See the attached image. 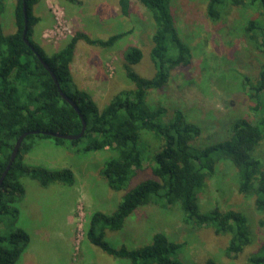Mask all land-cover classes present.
<instances>
[{
  "label": "trees",
  "instance_id": "16d2710c",
  "mask_svg": "<svg viewBox=\"0 0 264 264\" xmlns=\"http://www.w3.org/2000/svg\"><path fill=\"white\" fill-rule=\"evenodd\" d=\"M8 1L0 0V178L17 138L24 132L37 133L24 137L0 184V264H15L30 242L29 234L17 225L20 214L17 203L24 196L21 179L35 180L43 188L55 183L71 186L74 182L67 168L48 169L24 160L38 140H49L59 147L68 145L77 152L104 149L114 152L100 170L113 191L123 189L148 163L153 177L126 191L112 213L95 211L89 217L86 239L115 260L127 264H185L177 258L182 244L170 241L162 232L153 233L149 243L136 248L124 244L113 246L106 241V232L120 230L131 213L145 206L177 205L183 224L198 229L211 228L216 236L227 238L230 235L224 250L228 259L242 253L251 241L246 216L237 209L221 210L218 206L202 212L198 205V195L205 190L207 178L213 176L217 165L224 161L234 169L238 194L252 197L255 211L263 215L257 225L264 235V162L254 155L255 148L264 140V64L260 65L255 78L241 79V90L249 99L248 108L253 118H235L223 139L197 146L195 140L201 134L200 126L177 109L154 107L146 102L150 90L162 89L171 71L188 67L193 59L190 46L181 38L174 23L170 0H137L155 24L150 49L155 74L152 78L137 74L132 66L141 60L142 52L137 47H127L123 52V70L134 88L117 92L103 108L97 106L92 95L82 89L72 75L75 48L80 41L107 48L124 33L97 39L76 31L61 48L47 53L32 39L33 27L40 21L34 7L40 0H13L16 29L11 33L4 31L1 21ZM65 1L77 3L76 0ZM118 5L121 14L127 16L129 0H118ZM23 6L27 19L25 37L30 46L22 38ZM229 6L249 8L256 13L242 29L249 40L258 41L259 47L264 48V0H207L206 17L212 22L221 20ZM38 57L47 64L59 89L83 116L86 126L80 138L66 140L42 133L75 135L81 130V120L61 98L57 84ZM145 134L158 144L151 154L144 142ZM205 264L217 263L209 258ZM247 264H264V242L248 257Z\"/></svg>",
  "mask_w": 264,
  "mask_h": 264
},
{
  "label": "rangeland",
  "instance_id": "374dc122",
  "mask_svg": "<svg viewBox=\"0 0 264 264\" xmlns=\"http://www.w3.org/2000/svg\"><path fill=\"white\" fill-rule=\"evenodd\" d=\"M76 1L71 4L65 0H40L34 7L40 21L33 27L32 39L51 53L76 31L97 39L124 33L107 48L84 41L77 43L78 55L84 60L83 65L75 67L76 64L73 68L75 80L103 108L117 92L134 88L123 70V52L127 47L134 46L142 52L141 60L132 69L145 78L154 76L150 49L155 24L137 0H129L127 16L121 14L118 0ZM206 1L170 0L174 23L190 46L193 59L188 67L171 71L166 85L160 90H150L146 97L148 104L177 109L200 126L197 146L223 139L233 119L253 118L249 99L241 90V79L255 78L264 64V48L259 47L258 41L249 40L242 29L256 13L249 8L229 6L221 20L212 22L205 14ZM12 4L13 0H9L1 19L6 33L16 29ZM143 138L151 154L158 144L147 134ZM254 155L264 162V140L255 148ZM112 156L114 152L110 150L77 152L68 145L59 147L49 140L37 141L25 161L48 169L67 168L74 182L71 186L55 183L43 188L35 180L21 179L24 196L17 203L20 210L17 225L29 234L30 242L15 264H127L106 255L85 237L93 212L112 213L126 191L153 177L145 163L123 189H109L100 170ZM251 198L238 194L235 172L227 161L217 165L215 174L206 180L205 190L198 195L202 212L218 206L221 210L237 209L246 216L251 241L234 259L224 254L230 235L216 236L211 228L183 224L177 205L137 208L120 230L106 232L105 239L113 246L136 248L149 243L153 233L162 232L170 241L182 244L177 258L185 264H205L209 258L217 264H247L248 257L264 242L257 225L263 215L255 211Z\"/></svg>",
  "mask_w": 264,
  "mask_h": 264
},
{
  "label": "water",
  "instance_id": "95a60500",
  "mask_svg": "<svg viewBox=\"0 0 264 264\" xmlns=\"http://www.w3.org/2000/svg\"><path fill=\"white\" fill-rule=\"evenodd\" d=\"M23 13H24V26H23V31H22V38L24 40V42L30 46L29 42L27 41L25 35H26V31H27V19H26V13H25V6H23ZM31 49H33V47H30ZM41 64L44 66V68L49 72L51 78L53 79V81L55 82V84H57L58 86V83H57V80L53 74V72L50 70V68L47 66V64L40 58L38 57ZM58 93L59 95L61 96V98H63L65 101H67L71 106L72 108L77 112V114L79 115V118L81 120V130L78 134H75V135H63V134H56V133H51V132H42L43 134H47V135H51V136H54V137H59V138H62V139H66V140H75V139H78L80 138L82 135H83V132L85 130V126H86V123H85V120L83 118V116L81 115L78 107L76 106V104L71 100L69 99V97H67L60 89H59V86H58ZM37 133V131H28V132H24L23 134H21L16 142H15V145L13 147V150H12V153H11V156H10V161L7 165V167L5 168L4 172L2 173L1 175V178H0V184L5 176V174L7 173L8 169H9V166L11 165L12 161L14 160L17 152H18V149L21 145V142L23 141L24 137L29 135V134H35Z\"/></svg>",
  "mask_w": 264,
  "mask_h": 264
},
{
  "label": "crops",
  "instance_id": "0c3cea01",
  "mask_svg": "<svg viewBox=\"0 0 264 264\" xmlns=\"http://www.w3.org/2000/svg\"><path fill=\"white\" fill-rule=\"evenodd\" d=\"M78 45H79V43H78ZM78 45L76 46V48H75V53H74V59H73V62H72V64H71V72H72V75H73V68H74V66L77 64V66H75V67H80L81 65H83L82 64V62H83V58H82V56H80L79 57V52L80 51H77L78 49ZM75 73V72H74ZM77 74H75V76H76ZM73 77H74V75H73ZM74 79H76L75 77H74ZM77 84L82 88V89H85V90H87V88L85 87V86H81L80 85V83L77 81ZM89 88V87H88ZM89 89H91V88H89ZM88 91V90H87ZM89 92V91H88ZM90 93V92H89ZM94 99V101L96 102V98H93ZM27 155V154H26ZM26 157V156H25ZM25 160V159H24Z\"/></svg>",
  "mask_w": 264,
  "mask_h": 264
}]
</instances>
